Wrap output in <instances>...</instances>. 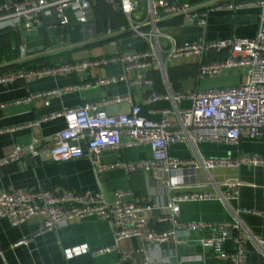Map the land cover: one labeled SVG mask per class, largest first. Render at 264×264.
I'll return each instance as SVG.
<instances>
[{
    "label": "built area",
    "instance_id": "1",
    "mask_svg": "<svg viewBox=\"0 0 264 264\" xmlns=\"http://www.w3.org/2000/svg\"><path fill=\"white\" fill-rule=\"evenodd\" d=\"M98 0H2L0 2V30L23 27L40 29L69 24L72 18L86 23L85 33L89 38H103L113 35H131L134 47L103 53L94 57L60 61L53 64L28 67L0 72V83L40 78L45 75L68 72L82 73L92 66H103L121 62L125 69L149 68L157 65L166 75V62L180 56L197 55L200 58L198 74L200 76L221 73L226 69L240 67L242 72L237 83L214 87H195L191 90L174 92L168 85L164 91H153L147 101L159 98L172 100L170 108H164L160 120H154L141 111V104L133 102L131 94L104 96L85 101L78 106L43 116L29 125L38 127L45 119L64 116L66 125L61 128L50 143H40V137L34 134L29 141L13 144L0 156V170L9 162L26 155H38L47 150L54 160H67L89 154L95 163L99 180H103L105 170L117 166L127 171L143 170L157 172L171 189L180 188L186 178L194 179L196 168L237 167L241 163L264 166V156L258 153H245L238 156L216 157H179L170 154V145L180 141L196 142L212 140L217 142H238L242 135L264 138V0H238L215 4L198 10L216 0H146L142 10L141 0H106L115 12L126 16V22L114 24L107 20L104 31L97 27L96 3ZM260 8L259 28L254 35L224 37H202L199 39L178 40L172 32L161 26V20L177 14L196 16L199 23L206 22L207 10L213 6L239 8L243 6ZM142 14L137 15V12ZM136 44H139L136 46ZM20 56L28 53V43L18 45ZM220 57H219V56ZM125 79L124 74L100 76L94 81L63 85L33 94V97L61 94L92 84H106ZM151 84L153 79L139 73L133 80ZM189 97L192 104L180 107L178 100ZM126 101L128 111L110 113L107 107L112 103ZM49 104V99L45 98ZM170 113L174 116H170ZM150 144L152 155L148 158L103 162L101 153L108 148L122 145L133 146ZM228 188V194L213 190L173 191L165 209L159 216L160 221L177 219L181 202L187 200L230 199L239 195V178L222 181ZM129 188L116 189L109 196L103 189H72L55 191L38 185L26 190L0 188V216L10 219L12 224H20L34 215H45L43 229H53L72 218L96 216L112 222L115 239L97 252L120 249L121 240L144 233L148 243L159 244L174 239L186 241L195 231L215 229L212 221H191L176 228H147L146 212L155 204L142 202ZM232 226L235 229V246L231 251L225 249L224 242L230 235L228 228L218 233L200 235L195 240L203 246L211 247L218 258H227L233 264H247L246 250L243 245L244 234L248 231L239 212L231 207ZM27 239L21 240L25 242ZM258 248L264 253V239H255ZM88 249L87 244L67 249V255ZM130 251L122 253L121 260L112 264H123ZM174 253L168 255V260ZM146 264H183L156 263L147 257Z\"/></svg>",
    "mask_w": 264,
    "mask_h": 264
},
{
    "label": "crops",
    "instance_id": "2",
    "mask_svg": "<svg viewBox=\"0 0 264 264\" xmlns=\"http://www.w3.org/2000/svg\"><path fill=\"white\" fill-rule=\"evenodd\" d=\"M2 0H0L1 2ZM204 1V0H203ZM238 1V0H227ZM224 1V2H227ZM142 10L146 0H141ZM258 6L229 8L213 6L208 8L206 22L201 24L196 16L177 14L163 18L161 26L174 34L178 40H194L202 37H224L229 35H254L259 28ZM142 14L140 11L137 15ZM181 15V16H179ZM115 23L126 22V16L115 12ZM86 23L72 18L69 24L54 27H41L38 35L23 36L21 31H0V72L28 67L48 65L60 61L94 57L103 53H112L134 47L131 35L113 38H92L85 33ZM97 27L103 31L97 18ZM47 34V37H43ZM88 37V38H87ZM26 41L28 49L37 51L21 57L18 45ZM45 44L43 50H38ZM139 44H136V46ZM45 54L42 58L38 56ZM219 56V55H218ZM220 57V56H219ZM197 55L180 56L166 62V75L155 65L149 68L125 69L121 62L103 66H92L82 73L68 72L45 75L40 78L0 83V156L13 144L24 143L37 134L40 143L53 142L57 132L66 125L64 116L45 119L38 127L29 124L43 116L75 107L104 96L131 94L133 102L141 104L143 114L154 120H160L164 108L173 105L172 100L159 98L147 101L153 91H164L169 85L174 92L191 90L199 87H214L237 83L238 72L233 68L221 73L200 76ZM139 73L151 77V84L134 82ZM124 74L125 79L106 84H92L61 94L33 97L37 92L51 88L94 81L100 76ZM49 99V104L45 103ZM192 104L189 97L178 100L180 107ZM130 104L126 101L112 103L108 112L128 111ZM170 116L174 114L170 113ZM170 154L179 157H216L238 156L245 153H258L264 156V138L242 135L238 142H217L201 140L196 142L180 141L170 145ZM152 148L148 143L133 146L122 145L108 148L100 155L103 162L129 161L148 158ZM49 156V155H47ZM239 178V195L225 200H187L181 202L177 219L160 221L159 216L165 209L173 191L213 190L228 194L229 188L222 181ZM43 185L55 191L72 189H103L109 196L114 190L129 188L142 202L154 203L146 212L147 228H176L191 221H212L215 229L195 231L186 241L174 239L159 244L148 243L144 233L121 240L120 249L97 252L115 239L112 222L106 218L87 216L72 218L53 229H43L45 215H34L20 224H12L7 217L0 216V264H112L121 260L124 251H130L123 264H146L147 257L156 263L173 262L183 259V264H233L227 258H218L211 247L203 246L195 238L200 235L218 233L228 228L230 235L224 242L225 249L231 251L235 242L232 226L231 207L240 210L239 215L248 231L244 234L243 245L246 250L247 264H264V253L258 248L257 239H264V166L243 162L237 167L196 168L194 179L183 181L180 188L171 189L157 175V172L136 170L129 172L122 166L105 170L103 180H99L95 163L89 154L67 160H54L51 157L33 163L26 156L13 160L0 170V188L26 190ZM27 239L25 242L21 240ZM87 244L88 249L67 255V249ZM174 253L168 260V255Z\"/></svg>",
    "mask_w": 264,
    "mask_h": 264
},
{
    "label": "water",
    "instance_id": "3",
    "mask_svg": "<svg viewBox=\"0 0 264 264\" xmlns=\"http://www.w3.org/2000/svg\"><path fill=\"white\" fill-rule=\"evenodd\" d=\"M224 1H227V0H216V1L212 2V3H209V4H206V5L202 6L198 10L203 9V8H206V7H209V6H212V5H215V4L222 3ZM179 16H181V15H179ZM21 33H22L23 36L38 35L39 34V29H31V30H29V29L23 27L21 29ZM115 36H118V35L108 36L107 38L109 39V38H113ZM43 37H47V34H45ZM129 39H133V38L130 37ZM44 48H45V44H42V46L40 48H38V50H43ZM35 51H37V49L34 48V47H30L28 49V52L29 53H32V52H35ZM44 55L45 54H42V55H40L38 57L39 58H42ZM47 155H49L48 154V151L47 150H44V151H42L38 155H32V154L26 155V158L27 159L30 158L33 163H36V162L40 163L41 161H43V160L51 157L50 155L49 156H47Z\"/></svg>",
    "mask_w": 264,
    "mask_h": 264
},
{
    "label": "trees",
    "instance_id": "4",
    "mask_svg": "<svg viewBox=\"0 0 264 264\" xmlns=\"http://www.w3.org/2000/svg\"><path fill=\"white\" fill-rule=\"evenodd\" d=\"M96 11H97V17L98 20H100V18H103V20L106 21L107 20H111L113 23H115V11L112 10L111 6L107 3L106 0H98L96 3ZM116 25V24H115ZM6 30H14V29H4V30H0V31H6Z\"/></svg>",
    "mask_w": 264,
    "mask_h": 264
},
{
    "label": "rangeland",
    "instance_id": "5",
    "mask_svg": "<svg viewBox=\"0 0 264 264\" xmlns=\"http://www.w3.org/2000/svg\"><path fill=\"white\" fill-rule=\"evenodd\" d=\"M99 23H100L101 25H103L104 23L106 24V21L103 20V18H100ZM104 30H105V28H104ZM104 30H103V31H104ZM87 38H88V37H87ZM89 39H91V38H89ZM233 70L236 71V72H238L239 75H240L241 72H242V69H241L240 67H234Z\"/></svg>",
    "mask_w": 264,
    "mask_h": 264
}]
</instances>
